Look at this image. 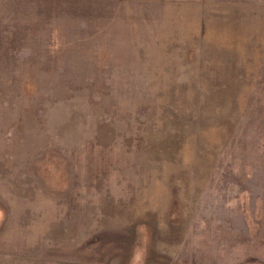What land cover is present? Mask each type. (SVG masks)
<instances>
[{
	"label": "rangeland",
	"instance_id": "374dc122",
	"mask_svg": "<svg viewBox=\"0 0 264 264\" xmlns=\"http://www.w3.org/2000/svg\"><path fill=\"white\" fill-rule=\"evenodd\" d=\"M0 264H264V0H0Z\"/></svg>",
	"mask_w": 264,
	"mask_h": 264
}]
</instances>
